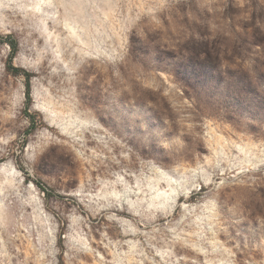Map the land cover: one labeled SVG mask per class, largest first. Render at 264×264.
<instances>
[{
  "label": "rangeland",
  "instance_id": "1",
  "mask_svg": "<svg viewBox=\"0 0 264 264\" xmlns=\"http://www.w3.org/2000/svg\"><path fill=\"white\" fill-rule=\"evenodd\" d=\"M0 264H264V0H0Z\"/></svg>",
  "mask_w": 264,
  "mask_h": 264
},
{
  "label": "trees",
  "instance_id": "2",
  "mask_svg": "<svg viewBox=\"0 0 264 264\" xmlns=\"http://www.w3.org/2000/svg\"><path fill=\"white\" fill-rule=\"evenodd\" d=\"M11 47H12V50H13L14 52H16L17 49H18V48H17L18 45H17L16 43H14V42L11 43ZM27 89H28V90H27V95H29V93H30V91H29V89H30V88H29V83L27 84Z\"/></svg>",
  "mask_w": 264,
  "mask_h": 264
},
{
  "label": "water",
  "instance_id": "3",
  "mask_svg": "<svg viewBox=\"0 0 264 264\" xmlns=\"http://www.w3.org/2000/svg\"><path fill=\"white\" fill-rule=\"evenodd\" d=\"M54 118L52 116H49V121L53 122Z\"/></svg>",
  "mask_w": 264,
  "mask_h": 264
}]
</instances>
